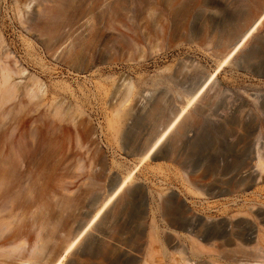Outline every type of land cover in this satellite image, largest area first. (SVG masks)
I'll use <instances>...</instances> for the list:
<instances>
[{"label": "rangeland", "instance_id": "374dc122", "mask_svg": "<svg viewBox=\"0 0 264 264\" xmlns=\"http://www.w3.org/2000/svg\"><path fill=\"white\" fill-rule=\"evenodd\" d=\"M137 8L154 26L125 48L114 13ZM263 14L264 0H0V264H199L190 237L229 264L207 231H264V18L228 58Z\"/></svg>", "mask_w": 264, "mask_h": 264}, {"label": "bare ground", "instance_id": "6f19581e", "mask_svg": "<svg viewBox=\"0 0 264 264\" xmlns=\"http://www.w3.org/2000/svg\"><path fill=\"white\" fill-rule=\"evenodd\" d=\"M82 1V0H81ZM96 1V0H95ZM101 1V0H100ZM123 6L126 4V2L128 0H121ZM145 1V0H144ZM165 1V0H164ZM84 3V2H83ZM145 2H143L144 5ZM149 3V2H148ZM91 4V3H90ZM101 4V3H100ZM120 4V3H119ZM154 4V3H153ZM168 5V4H167ZM66 6V5H65ZM92 6V5H90ZM99 6V5H98ZM172 6H175L172 5ZM192 6V5H191ZM68 7V6H67ZM147 7V6H146ZM190 8V7H189ZM116 9V8H115ZM114 9V11H115ZM119 9V8H118ZM126 9V8H125ZM137 10L133 11L132 14H128L132 16L130 17H123L126 13H122L120 10H116L114 13L115 16V20L117 19H121L120 22L119 20L117 21L119 27L115 26V29H120L121 31H117L116 34L118 36V39H121V44L123 47L125 48H129L131 45V42L134 41L135 39H138L139 41H143L146 38L148 39L151 35H150V31L154 26V22H149L151 20L148 21H143L145 20L143 18L142 12L139 8H137ZM167 9H170L169 7ZM55 10V9H54ZM156 10V8H155ZM56 11V10H55ZM93 11V10H92ZM112 11V9H111ZM132 11V10H131ZM144 11V10H143ZM172 14L177 13L175 11V9L171 10ZM186 11V10H185ZM124 12V11H123ZM150 13H152L150 11ZM159 13V12H158ZM168 13V12H167ZM112 14V13H111ZM148 15V14H147ZM176 15V14H175ZM185 17V16H184ZM264 18V14L263 16L258 19L241 37V39L235 44L233 50L230 52L228 58H230L241 46L242 44L246 41V39L252 34V32L256 29V27L259 25V23L261 22V20ZM149 19V18H148ZM181 19V18H180ZM175 20V19H174ZM156 21V20H155ZM166 21V20H164ZM158 22V21H157ZM87 23V22H86ZM110 23V22H109ZM114 20H112V22L108 25H113ZM116 24V23H115ZM169 24V23H168ZM184 24V23H183ZM182 24V25H183ZM143 25V28L141 27ZM109 26V28H110ZM48 27V26H47ZM114 28V26H112ZM117 27V28H116ZM173 27V26H172ZM44 28V27H43ZM107 28V27H106ZM155 28V27H154ZM113 29V30H115ZM159 29V27H158ZM81 30V29H80ZM104 30V29H103ZM102 31V30H101ZM116 31V30H115ZM114 31V33H115ZM140 31H142L140 33ZM144 31V32H143ZM162 33V32H161ZM149 34V35H148ZM149 36V37H148ZM159 36V35H158ZM161 37V36H160ZM103 38V37H102ZM101 38V39H102ZM116 38V37H115ZM146 39V40H147ZM149 40V39H148ZM137 41V40H136ZM134 41V42H136ZM132 42V43H134ZM98 43V42H97ZM102 43V42H101ZM114 43V41H113ZM107 44V43H106ZM141 45V44H140ZM86 46V45H85ZM96 46V45H95ZM139 46V45H138ZM97 48V47H96ZM91 50V49H90ZM97 51V50H96ZM101 51V50H100ZM255 56V53L252 52L249 55H247L248 60L253 59ZM4 75V74H3ZM8 75V74H6ZM9 76V75H8ZM5 76L3 77V85L7 84V87L9 89H11L13 86L11 85V87H9V77ZM2 79V78H1ZM1 86V85H0ZM6 87V86H5ZM1 89V88H0ZM7 89V88H6ZM203 86L198 90V92L194 95V98L197 97L199 95V93L202 91ZM13 90V89H12ZM9 90V91H12ZM9 91H6L7 93ZM10 93V92H9ZM181 113L178 114L174 120L166 127L165 131L162 133V135H160L158 137V139H156L152 145L149 147L148 151L146 152L145 156L148 157L150 156L154 150L158 147V145L160 144V142L163 140L164 136L171 130V128L175 125V123L177 122L178 118L180 117ZM196 144V143H195ZM200 146H203V142L199 143ZM199 144L197 143V145L199 146ZM196 145V146H197ZM195 147V146H194ZM6 173V172H5ZM6 176V175H5ZM4 177V174L2 177H0V179H2ZM6 181V180H5ZM125 186V182H121V183H117L114 188L112 189V196L110 198V200H112ZM12 195V194H11ZM11 197V196H10ZM17 198V196H15ZM8 198V197H7ZM15 199V198H14ZM12 200V199H11ZM166 207V206H165ZM165 210V215L166 218L170 221L172 220L173 222L176 223L175 220V215H177L178 211H179V207L177 205H171L169 204V206L167 208H164ZM95 220L92 219L91 222H93ZM188 226V225H187ZM152 227V226H151ZM84 231H82L80 233V235L78 237L75 238V241H73L72 245L67 249L66 252H69L74 244L78 241L79 237L82 235ZM147 248H146V258L152 260L153 258V250H152V246L153 244L156 242V235H155V231H153V228H151L149 230V232H147ZM222 238L224 240V245L225 247H228L227 250H225V252L223 253V258L226 260L227 263L229 264H236L239 262V260H245L246 262H251V263H258V264H264V231L263 230H249L247 231V233H242V232H234L233 231V224L231 222H226L222 224V230L218 231L217 228H213L210 229L209 231H207L206 236L204 238V240L207 242L208 246L211 247H215L214 242L217 239ZM181 245V244H180ZM179 245V246H180ZM189 248H188V252L190 253V255L194 258L197 257V260H201L202 262H200L199 264H210L211 262H213L212 258L210 259V262H207L205 260V257L202 256L204 253V248L202 245L197 244L196 241L190 237L189 238V242H188ZM176 248L178 245H175ZM178 246V247H179ZM185 246V245H184ZM143 250V249H142ZM181 250V249H180ZM217 253V251H208V253ZM186 253V252H185ZM199 255V256H198ZM172 257V255H171ZM185 257V256H184ZM213 257V256H211ZM136 260L134 259V262ZM175 259H173V257L171 258V264H175ZM186 262V261H185ZM123 263V262H122ZM131 262H129L128 264H130ZM161 263V262H160ZM189 263V262H188ZM57 264V263H56ZM133 264V263H131ZM186 264V263H184Z\"/></svg>", "mask_w": 264, "mask_h": 264}]
</instances>
